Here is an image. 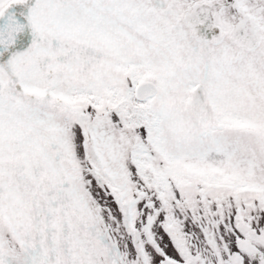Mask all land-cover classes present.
Here are the masks:
<instances>
[{
	"label": "snow or ice",
	"instance_id": "obj_1",
	"mask_svg": "<svg viewBox=\"0 0 264 264\" xmlns=\"http://www.w3.org/2000/svg\"><path fill=\"white\" fill-rule=\"evenodd\" d=\"M0 264H264V0H0Z\"/></svg>",
	"mask_w": 264,
	"mask_h": 264
}]
</instances>
